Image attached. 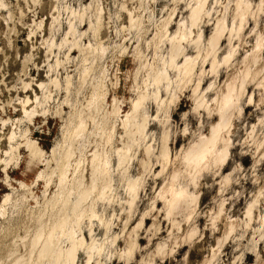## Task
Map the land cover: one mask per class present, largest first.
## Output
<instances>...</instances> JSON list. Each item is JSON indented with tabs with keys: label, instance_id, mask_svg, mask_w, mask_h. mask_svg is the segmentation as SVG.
Masks as SVG:
<instances>
[{
	"label": "rangeland",
	"instance_id": "obj_1",
	"mask_svg": "<svg viewBox=\"0 0 264 264\" xmlns=\"http://www.w3.org/2000/svg\"><path fill=\"white\" fill-rule=\"evenodd\" d=\"M198 1L0 0V264H41L62 214L91 264H264V0H204L193 24ZM94 157L112 187L79 220Z\"/></svg>",
	"mask_w": 264,
	"mask_h": 264
},
{
	"label": "bare ground",
	"instance_id": "obj_2",
	"mask_svg": "<svg viewBox=\"0 0 264 264\" xmlns=\"http://www.w3.org/2000/svg\"><path fill=\"white\" fill-rule=\"evenodd\" d=\"M203 3H204V0H199L198 1V5L192 11V14H191L192 17L191 18H192V23L193 24H195L197 22V20H198V18L200 16V12L202 11L201 9H203V7H202ZM190 34H191V32H190ZM219 35H220L219 33L216 34V36L212 37V39L210 40V46L212 48L215 47V44H216V42H217V40L219 38ZM180 36H181V38L184 39L187 36L186 30L184 32H182V35H180ZM198 41L199 40H197V42ZM173 48H174V51H177V52L181 49L180 42L178 43L175 40V37L173 38ZM190 59H191L190 57L186 56V60L183 63V66H184V69L186 70V72H188L189 70H192V66L190 65ZM232 88H231V90H232ZM232 91H234V89ZM232 91H230V92H232ZM230 94H232V93H230ZM228 97L229 96H227V98ZM222 99H224V97ZM225 100L226 99H224V101ZM228 100H229V98H228ZM221 102L223 103V100ZM227 102H225V104ZM225 104H223V105L225 106ZM134 107H135V111L133 110L134 112L132 113V115H134L135 113L136 114L138 113L139 108L141 107V100L136 101ZM227 108L229 109V107H227ZM228 109H227V111H228ZM26 112H27V110H26ZM145 127H146V119L137 120L135 122V128H136V131L138 133L140 131L144 130ZM83 128H85V127L82 124V125H80L77 128V131L78 132L84 131ZM217 137L204 139V141L201 142V144H199L198 147L195 148V150L190 152L192 154V157L195 160H197L196 161L197 164H198L199 161H202V160L205 161V158H206L208 152H210V150H212L211 149L213 147L212 146L213 145L212 142H214ZM28 142L30 143L31 141H28ZM32 144H34L36 146V144L34 142H32ZM165 149H167V148H165ZM164 154H165L164 156H166L167 153L165 152ZM189 156L190 155H188V157ZM221 156H223V155H221ZM128 158H129V156H128V151L127 150H120L119 151L118 161H119V165L120 166H122L126 162V160ZM190 158H191V156H190ZM96 160H97V156H96ZM189 161H191V159ZM203 161H202V163H203ZM192 163H194V160H192ZM194 164L197 165L196 163H194ZM200 165H202V164L200 163ZM108 175L109 174L107 173V165H105V167H103V168H99V166L95 167V157H94V159H93L92 181L88 185L84 182V179H81V180L77 181V186H78L77 190H78V192H77L76 200L71 202L70 198H68V197H66L65 199H60V197H62L61 196L62 192H59L57 195H55L52 200L54 202H58V201L62 200V208H60L61 211L63 210L62 213L65 212V209H67L68 205L71 202L72 203V206H71L72 210L77 215V219H79V220H81L83 218V215H84V213L87 210H90L91 211V215L94 216L95 215L94 203H91L88 208H86L87 206L85 205V203L87 202V200L89 199L91 194L96 190V188L98 187L99 183H100L99 192H100L101 196L103 194H106V192L111 189L112 180L110 179V177ZM136 181H138V179H135V181H133L131 183V185H130L131 191H135L137 189L136 184L138 182L136 183ZM182 191L183 192L180 195H177V198H179V202H180V199L184 198V195L186 194L185 190H182ZM173 193H174V191H173ZM8 198L9 197L5 198V200L3 201V204L6 203ZM169 198H171V197H169ZM187 199L188 198H186V201H187ZM182 203H184V200H183ZM68 218H69L68 216H66L65 214H62V216L56 222H54V224L51 227H49V224H48V226L47 225H41L40 228L37 230V233L33 237V240H32L31 243H32L33 249L40 244L39 245L40 247L38 249V258L43 260V261H41V264H52V263H54V264H60V263L61 264H75V261H76V258H77V252L79 251L80 248H82L84 246L86 247V250H87L88 255H89V258H88V260H87V262L85 264H91V260L93 258V251L95 250L97 245H96L95 242H92L91 244H86V239H85L84 236H81L80 238L75 236L74 233L72 232V229H69V227L67 225ZM46 229H48V230H46ZM67 233H68V236H69V238L71 240L72 245L70 247L66 248V249L58 247V241L56 242L57 236L58 235L62 236L64 234L66 235ZM33 249H32V252H33ZM19 262H21V258L16 259V261H14V264H19Z\"/></svg>",
	"mask_w": 264,
	"mask_h": 264
}]
</instances>
